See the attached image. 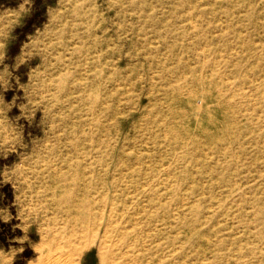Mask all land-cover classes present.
I'll use <instances>...</instances> for the list:
<instances>
[{
  "label": "rangeland",
  "instance_id": "rangeland-1",
  "mask_svg": "<svg viewBox=\"0 0 264 264\" xmlns=\"http://www.w3.org/2000/svg\"><path fill=\"white\" fill-rule=\"evenodd\" d=\"M75 227L264 264V0H0V264Z\"/></svg>",
  "mask_w": 264,
  "mask_h": 264
},
{
  "label": "bare ground",
  "instance_id": "bare-ground-1",
  "mask_svg": "<svg viewBox=\"0 0 264 264\" xmlns=\"http://www.w3.org/2000/svg\"><path fill=\"white\" fill-rule=\"evenodd\" d=\"M84 230L75 227L70 231V234L62 235L58 241H56L54 237L49 239L46 242V253L40 255L39 264H68L74 259L71 257L72 255L77 256L78 259L82 249L86 248L89 246V243H91L90 240L86 239L87 233ZM118 242H115L112 239L99 240V264H129V261L131 260L127 254L128 248H126L124 244L122 246L121 242ZM62 251H68V254H65V256H67L64 257L63 261L60 260L61 256L59 257ZM103 252L106 254L104 255ZM77 259H74V264H77Z\"/></svg>",
  "mask_w": 264,
  "mask_h": 264
}]
</instances>
